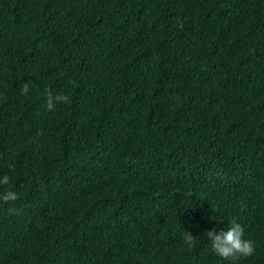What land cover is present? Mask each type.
<instances>
[{"label": "trees", "instance_id": "16d2710c", "mask_svg": "<svg viewBox=\"0 0 264 264\" xmlns=\"http://www.w3.org/2000/svg\"><path fill=\"white\" fill-rule=\"evenodd\" d=\"M4 175L0 264H264V0H0Z\"/></svg>", "mask_w": 264, "mask_h": 264}, {"label": "clouds", "instance_id": "9594fccd", "mask_svg": "<svg viewBox=\"0 0 264 264\" xmlns=\"http://www.w3.org/2000/svg\"><path fill=\"white\" fill-rule=\"evenodd\" d=\"M29 83H25L21 89V94H27L29 91ZM68 97L66 95H55L53 96L51 90H48L47 107L53 108L54 103H67ZM10 177L4 175L0 179V185H9ZM17 193L8 190L3 194H0V200L4 203L14 202L18 200ZM10 211H15L10 209ZM244 227L241 223L236 220L229 222L226 230H222L219 233L215 229L207 231L206 236L208 241L211 243L212 251L215 255L223 260L232 261L235 264L240 258H247L253 256L255 253L254 243L244 238ZM186 241L188 246L191 247L194 244L195 238L190 234L186 233Z\"/></svg>", "mask_w": 264, "mask_h": 264}]
</instances>
